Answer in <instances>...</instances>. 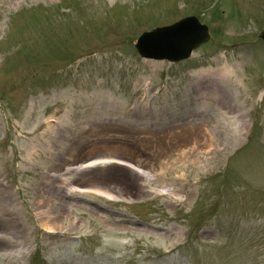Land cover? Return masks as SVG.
<instances>
[{
	"label": "rangeland",
	"instance_id": "1",
	"mask_svg": "<svg viewBox=\"0 0 264 264\" xmlns=\"http://www.w3.org/2000/svg\"><path fill=\"white\" fill-rule=\"evenodd\" d=\"M189 16L188 57L137 53ZM262 31L264 0H0V264H264ZM98 151L126 165L65 173Z\"/></svg>",
	"mask_w": 264,
	"mask_h": 264
},
{
	"label": "bare ground",
	"instance_id": "2",
	"mask_svg": "<svg viewBox=\"0 0 264 264\" xmlns=\"http://www.w3.org/2000/svg\"><path fill=\"white\" fill-rule=\"evenodd\" d=\"M127 129H129V128H127ZM138 129H140V128L135 126L133 131H138ZM198 129H199V127L193 126L192 128L188 129V131H185L182 134H179V133L178 134L174 133L172 135L170 134L171 135L170 141H171V143L177 144V145H181L182 143H186L188 141V139L190 138V135H192V134L198 135L199 134ZM112 137L113 136H110V135L109 136H102L101 139H107V141L109 142L111 139H113ZM166 137H167V135H165V134L163 136H158V137H154V138L148 137V138H144V139H142L143 137L142 138L128 137V136L127 137H117L116 141L113 140L115 144H112V145L122 144V142H123V145L126 144L127 146L130 147V150H132V151H135V149L143 151L144 148L146 147V145L149 143V145H148L150 147L149 150L150 149H158L162 144L161 139L166 138ZM101 139H100V137H98L95 140H101ZM103 154H105V153H101L99 151L91 153L90 155H93V157L91 159H89L88 161L84 162L83 164L76 165L75 169H74L76 171H74V173H77L78 170L81 172H86V171H89L88 169L93 168V167H95L94 169H96V168L99 169V167H101V169H106L105 166L109 165V164H116L119 166L126 165V164H124V162L117 161V160L110 158V157H104ZM95 155H98V156L95 157ZM133 169L135 171H137V168H135L134 166H133ZM77 176H79V175H77ZM83 176L82 177L79 176V178H83ZM73 177L74 176H72L71 178H73ZM66 179L67 178H64V180H66ZM71 191H72V189H71ZM161 193L162 194H166V193L169 194L171 192L170 191H167V192L161 191ZM40 212L44 213L45 211H43V209H41ZM45 218H44V220H42V218L40 219V221H41L40 225L42 228H45L44 229L45 232L51 233L52 232V230H51L52 224H50V220L48 221Z\"/></svg>",
	"mask_w": 264,
	"mask_h": 264
},
{
	"label": "water",
	"instance_id": "3",
	"mask_svg": "<svg viewBox=\"0 0 264 264\" xmlns=\"http://www.w3.org/2000/svg\"><path fill=\"white\" fill-rule=\"evenodd\" d=\"M198 36H200V35L198 34ZM144 37H146V35H144L141 39H139L137 44H136V48L138 49V51L140 52L141 55L148 56V57H156V58H161V57L165 56V57L169 58L170 60H175V59H179L181 57H186L189 48L192 47L195 44V42H197V44H198V43L202 42L203 40H205L207 38V35H206V33H204L203 37L201 39L199 37H197V39L192 38V39L188 40V38H187V39H185V41L173 45L171 53H168L166 49L163 50L160 48L158 50H160L161 52L160 53L157 52L158 54H155V55H151V52L148 51V45L146 43L144 44V40H142ZM262 37L264 38V33L262 34ZM158 41H159L158 38H155L153 40V42H155V43H158ZM182 43H183V45L180 48L179 46ZM150 48H152V47L150 46Z\"/></svg>",
	"mask_w": 264,
	"mask_h": 264
}]
</instances>
